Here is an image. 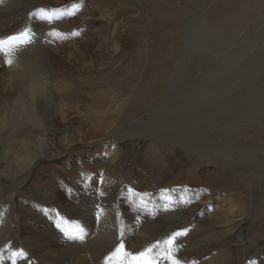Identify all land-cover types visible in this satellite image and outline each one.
Returning a JSON list of instances; mask_svg holds the SVG:
<instances>
[{
    "label": "rangeland",
    "instance_id": "obj_1",
    "mask_svg": "<svg viewBox=\"0 0 264 264\" xmlns=\"http://www.w3.org/2000/svg\"><path fill=\"white\" fill-rule=\"evenodd\" d=\"M4 2L0 0V31L14 35L29 29L27 56L65 81L64 88H55L53 81L46 88L50 98L41 107L50 110L49 132L76 127L92 140L74 138L63 158L34 167L16 188L15 203L5 199L17 213V226L24 227L12 236L21 234L30 257L18 258V264H62L64 258H74L77 245L58 247L70 242L55 227L58 217L69 220V228L75 221L83 229L84 245L78 250L88 264H104L121 240L127 251L141 252L186 226L189 231L178 238L175 250L186 253L190 264H264V0ZM5 52L0 53V73L20 84L8 68L1 71ZM170 88L166 103L150 120L138 129L124 128L159 107ZM6 89L0 91L3 98H13L14 88ZM13 109L0 101L5 121L17 124ZM22 122L0 130H8V155L33 129L29 120ZM119 128L125 130L113 148L101 144ZM3 167L0 161V187L5 189L15 179ZM213 202L223 207L213 209ZM212 209L214 214H206ZM102 220L109 223L110 239L105 256L96 261L88 256L93 249L104 251L92 234ZM201 223L206 229L199 228ZM136 226L147 228L148 235H132ZM163 233L164 241L158 237ZM5 243L1 254L9 262L12 250L20 248L14 239ZM224 250L226 260L214 254Z\"/></svg>",
    "mask_w": 264,
    "mask_h": 264
},
{
    "label": "bare ground",
    "instance_id": "obj_2",
    "mask_svg": "<svg viewBox=\"0 0 264 264\" xmlns=\"http://www.w3.org/2000/svg\"><path fill=\"white\" fill-rule=\"evenodd\" d=\"M4 2V0H3ZM14 2V0H13ZM6 3V1L4 2ZM13 6V5H12ZM49 6V5H48ZM2 10V9H1ZM12 19V18H11ZM13 22V21H12ZM8 23V22H7ZM5 25V24H4ZM8 26V25H7ZM6 32H8V29L2 30L0 31V39L5 38L6 36H9ZM10 33V32H9ZM7 34V35H6ZM4 36V37H3ZM23 46V47H22ZM22 46H13L11 49L5 47L4 51L6 50V52L3 54L4 62L7 60H11L12 63L10 65H3V68L1 71H3L5 68L7 70V68L11 71V74L14 73L16 74V76H18L20 78V84L13 82V80H10L9 76L6 77L4 72L0 73V91L3 90H7L6 88H11L15 90V96H13V98L10 99H4L3 96L4 94L0 93V101L1 102H5L7 105H11L15 110H16V116H17V124H12L10 121H5V116L1 113L0 110V130L1 129H5L6 127L10 126L11 130L13 128H17L18 125L23 124L22 120L28 121L31 124V126L33 127V129L29 132H26L22 139L19 140V144H16V149L11 151L10 155L7 154L6 152V133H7V129L6 131L2 130V132H0V161H2L3 163V168L5 171L10 172V174L12 175V177H14L15 182L11 183L10 182V187L8 188H1L0 187V247L3 246V243L9 241V240H15L19 246L20 249H23L25 251V253H29L27 252V250L25 249L24 245H23V240L21 237V234L17 231V235H15L14 237L13 235V231H15V229H19V231L21 230L24 231V227H18L17 226V222L19 223V221L16 220L17 213L15 212L14 208L9 209V205L7 204L8 202L5 201V199L7 200H11L15 203V199H16V188L21 187L22 185H24L27 180L29 179V177L31 176L32 170L34 169V167L40 163L41 161L43 162V160L46 159H52L53 157H59L61 158L64 154V152L70 148L69 144L73 142L74 138L80 139L83 142H87V141H92L90 134L87 131L84 130H80L79 128L76 129L75 128H68V127H64L65 130L63 131V133L59 132V133H54L51 134L49 132V128L48 126L51 124L52 121L49 120V116H50V110H48L46 107H41V104L43 102H47V100H49L47 95L45 96L46 93V88L49 86V83H51V81H53L56 85L54 86L55 88L58 86V88L61 87H66L65 81H60L57 80V74L54 73L50 68L47 70H44L42 68H40L39 66H37L35 64V58L31 57V56H27V50L28 48L24 47V45ZM25 49V50H24ZM2 51H0L1 53ZM32 52V51H31ZM3 61V60H2ZM45 62V61H44ZM50 63V62H49ZM53 64V62L51 63ZM40 65V64H39ZM48 65V64H47ZM50 65V64H49ZM55 67V66H54ZM8 71V70H7ZM59 74V73H58ZM16 79V77H15ZM47 79H49V81H47ZM67 83V82H66ZM64 85V86H63ZM69 85V84H68ZM70 86V85H69ZM66 90V89H65ZM68 90V89H67ZM10 91V90H9ZM8 91V92H9ZM71 91V90H70ZM75 91V90H74ZM171 92V88L168 90V92L166 93V96L163 98L162 103H160V106L155 107L151 110V112H149L146 116L144 117H139L138 119H136L134 122H132L131 124L124 126L125 129H138L137 126H140L141 124H144L145 121H147V118L149 119V117L151 115H153V113L155 114L159 109H161L165 103L167 98L170 96ZM14 93V92H13ZM72 96V93H70ZM75 94V93H74ZM11 95V94H10ZM64 95H67V92L64 93ZM69 95V94H68ZM70 96V97H71ZM3 98V99H2ZM69 98V97H68ZM47 99V100H46ZM52 99V98H51ZM53 100V99H52ZM59 100V99H58ZM51 101V100H50ZM70 102L74 105L73 102H75V100L72 102L70 100ZM62 103V102H61ZM5 106V105H4ZM54 107V106H53ZM62 107V106H61ZM66 107V105H65ZM8 108V107H6ZM26 108V109H25ZM9 109V108H8ZM13 109V110H14ZM65 109V108H64ZM73 109V108H72ZM61 110V109H59ZM7 111V110H6ZM11 111V110H10ZM64 111V110H62ZM76 111V110H75ZM5 112V111H4ZM24 112L26 114H24ZM53 112V111H52ZM68 112V111H67ZM66 112V113H67ZM58 113V112H56ZM63 113V112H62ZM65 113V112H64ZM65 113V114H66ZM160 113V112H159ZM27 116V117H26ZM62 117V116H61ZM64 117V116H63ZM9 118V116H8ZM56 117H54L55 119ZM65 118V117H64ZM150 120V119H149ZM57 123V120H55ZM80 121V120H79ZM55 123V124H56ZM57 126V125H56ZM78 126V125H77ZM60 128V126H59ZM124 128H119L116 129L114 131V133L112 134V137L109 138V140H102L103 142L101 144L104 143H108V145H111V147H109V149L113 148L112 145H114L118 140H121V138H119V134L120 132H122V130H125ZM143 128V127H141ZM174 129V128H173ZM26 130V129H25ZM62 130V128H61ZM53 132V131H52ZM134 132V131H133ZM133 133H130V135H132ZM139 135V134H137ZM169 135V134H168ZM121 137V136H120ZM125 138V135L123 136ZM128 138V137H127ZM131 138V136L129 137ZM175 139V138H173ZM60 141V142H59ZM78 141V140H77ZM80 142V141H79ZM83 142H81L83 144ZM8 143V142H7ZM16 143V142H15ZM97 143V142H96ZM75 145V144H74ZM77 145V144H76ZM94 145V144H93ZM105 145V144H104ZM181 145V144H180ZM73 147V146H72ZM93 148V147H92ZM11 149V148H9ZM63 158V157H62ZM108 158V157H107ZM60 163V162H59ZM5 174V172H4ZM10 175V176H11ZM2 176V175H1ZM6 176V175H5ZM9 176V175H8ZM2 178V177H1ZM5 178V177H4ZM10 178V177H9ZM6 181V180H5ZM9 181V180H8ZM1 182V181H0ZM7 182V181H6ZM6 187V185H5ZM3 190V191H2ZM43 192L44 189H41ZM2 191V192H1ZM94 192V191H93ZM47 193V192H46ZM117 193V192H116ZM75 194V193H74ZM87 194V193H86ZM84 194V195H86ZM165 194V193H163ZM191 194V193H190ZM160 195V194H159ZM115 196V195H114ZM191 196V195H190ZM199 197V196H198ZM43 198V197H42ZM82 198V197H81ZM114 198V197H113ZM174 198V197H173ZM205 198V197H204ZM178 202L182 201L180 198L176 199ZM30 201V200H29ZM107 201V200H106ZM214 201V200H213ZM223 202V201H222ZM21 203V202H20ZM28 203V202H27ZM30 203V202H29ZM31 204V203H30ZM33 204V203H32ZM204 204V203H203ZM26 205V203H25ZM29 205V204H27ZM26 205V206H27ZM92 205V204H91ZM213 209H221L223 206L220 204H215L213 202ZM34 205H32L33 207ZM40 206V205H39ZM115 206V205H113ZM124 206V205H123ZM135 206V205H134ZM83 207V206H82ZM125 207V206H124ZM128 207V206H127ZM144 207L146 208V205H144ZM179 207V206H178ZM234 207V206H233ZM233 207L231 206L230 209L231 211L233 210ZM30 208V207H28ZM70 208V207H69ZM84 208V207H83ZM102 208V207H101ZM114 208V207H113ZM112 208V209H113ZM174 208V207H173ZM202 208V207H201ZM34 209V208H33ZM88 209V208H87ZM96 209V208H95ZM110 209V210H112ZM133 209V208H131ZM196 209V208H195ZM208 210L206 212L209 214H214L215 210ZM32 210V209H29ZM46 210V209H45ZM82 210V209H81ZM84 210V209H83ZM90 210V209H89ZM141 210V209H140ZM143 210V209H142ZM169 210V209H168ZM193 210V209H192ZM26 211V210H24ZM28 211V210H27ZM38 211V210H37ZM88 211V210H87ZM93 211V209H92ZM104 211V210H102ZM138 211V210H137ZM162 211V210H161ZM202 210H199V212ZM43 211L42 209L38 212L39 214H41ZM90 212V211H89ZM95 212V211H94ZM100 212V211H99ZM149 212V211H148ZM174 212V211H173ZM191 212V211H189ZM24 213V212H23ZM37 213V212H36ZM67 213V212H66ZM106 213V212H105ZM130 213V212H127ZM143 213V212H142ZM141 213V214H142ZM171 213V212H170ZM182 213V212H181ZM147 214V213H146ZM188 214V213H187ZM24 215V214H23ZM100 215V214H99ZM143 215V214H142ZM203 215V214H202ZM103 216V214H102ZM107 216V214L105 215ZM104 216V217H105ZM124 216V215H123ZM126 216V215H125ZM124 216V217H125ZM148 216V215H147ZM186 217V214L184 215ZM20 217V216H19ZM45 217V216H44ZM48 217V216H47ZM135 217V216H134ZM144 217V216H143ZM30 218V217H29ZM43 219V218H42ZM48 219V218H47ZM94 219V218H93ZM101 219V217H100ZM104 220L107 218H103ZM116 218L112 215L111 217V221L110 222V228L112 227L113 229L116 227ZM126 219V218H125ZM21 220V219H20ZM23 220V221H22ZM21 220V224L23 225L24 223V219L22 218ZM84 220V219H83ZM135 220V219H133ZM140 220V218H139ZM142 220V219H141ZM45 221V220H44ZM48 221V220H47ZM46 221V222H47ZM87 221V220H86ZM152 221V220H151ZM83 222V221H82ZM131 222V221H130ZM129 222V223H130ZM201 222V221H200ZM52 223V222H51ZM80 223V222H79ZM86 223V222H85ZM97 224V223H96ZM122 224V223H121ZM133 224V223H132ZM135 224V223H134ZM203 224V225H201ZM200 224V229L202 230L203 228H205L206 224L205 223H201ZM28 225V224H27ZM31 225V224H30ZM91 225V223H90ZM128 225V224H126ZM137 225V224H135ZM141 225V224H140ZM21 226V225H20ZM54 226V225H53ZM147 226V225H145ZM196 226V225H195ZM34 227V226H33ZM82 227V226H81ZM41 228V227H40ZM108 228H109V223L105 222L102 220V222H100V224L98 225V227L96 229H94V231H92L94 234L93 236L97 239V245H100V249H103L104 251H100V250H92L91 255H89L88 257H92V259H94V257L96 258L95 260L97 261L99 258L102 259V256H105V249L108 246L107 243L105 241H109L110 237L107 236L108 233ZM146 228V227H145ZM187 228V226H186ZM229 228V227H228ZM36 229V228H35ZM46 229V228H45ZM44 229V230H45ZM199 229V230H200ZM206 229V228H205ZM89 230V229H88ZM91 230V229H90ZM121 230V229H120ZM126 230V229H125ZM27 231V230H26ZM35 232V231H34ZM91 232V231H90ZM118 232V231H117ZM130 232V231H129ZM132 235L133 233H137L139 236L141 235H148V230L147 228H141L139 226H136V228H132ZM220 232V231H219ZM24 233V232H23ZM87 233V232H86ZM119 233V232H118ZM121 233V232H120ZM126 233V232H125ZM155 233V232H154ZM168 233V232H167ZM218 233V232H217ZM26 234V233H25ZM50 234V233H49ZM59 234V233H58ZM82 234V233H81ZM109 234V233H108ZM131 234V233H130ZM129 234V235H130ZM156 234V233H155ZM205 234V233H204ZM52 235V234H51ZM54 235V234H53ZM120 235V234H119ZM221 235V234H220ZM56 236V235H55ZM117 236V235H116ZM126 236V235H125ZM130 237V236H128ZM145 237V236H144ZM160 237V239H162L163 241L166 238V233L158 236ZM206 237V236H205ZM211 237V235H210ZM208 237V238H210ZM47 239V236L44 237ZM59 238V237H58ZM109 238V239H107ZM122 238V237H121ZM127 238V237H126ZM125 238V239H126ZM131 238V237H130ZM141 238H143L141 236ZM217 238V237H215ZM55 239V238H54ZM128 239V238H127ZM133 239V238H131ZM136 239V238H135ZM84 240V239H83ZM82 240V241H83ZM130 240V239H129ZM144 240V239H143ZM155 240V239H154ZM219 240V239H218ZM42 241V240H41ZM51 241V240H50ZM69 241V240H68ZM81 240H76V241H70L67 243H62L61 245H59L58 247H66L68 246V248H70V246H74L77 245V251L74 255V258L69 255V251L67 252V255H69V257L71 256V260L69 258H64L62 264H69V263H74L76 264V262L82 261L81 264H88V260H86V256L83 254H80L79 252L80 249L79 245L83 244ZM48 242V240H47ZM55 242V241H54ZM111 242V240H110ZM133 242V241H132ZM160 242V241H159ZM150 243V242H149ZM155 243V242H154ZM164 243V242H163ZM163 243H161V245L159 244L157 247H155L153 249V256L155 257L157 254H160V259L157 260V264H171L170 261H168L166 258L163 257V252L166 250V245H165V249L162 250V245ZM6 244V243H5ZM9 245V243H7ZM93 244V243H92ZM153 244V243H150ZM201 244V243H200ZM37 245V244H35ZM42 245V244H40ZM45 245V244H44ZM49 245V244H48ZM128 245H129V241H128ZM38 246V245H37ZM47 246V245H46ZM90 246V245H88ZM96 246V245H95ZM113 246V245H112ZM177 246V245H176ZM235 246V245H234ZM5 247V246H4ZM48 247V246H47ZM50 247V246H49ZM92 248V246H90ZM98 247V246H97ZM236 247V246H235ZM46 248V247H45ZM82 248V247H81ZM84 248V247H83ZM7 248L5 247L4 250H6ZM88 249V248H87ZM177 249V248H176ZM180 249V247H179ZM178 249V250H179ZM188 249V246H187ZM221 249V248H220ZM233 249V248H232ZM236 249V248H235ZM3 250V251H4ZM34 250V249H33ZM50 250V249H49ZM58 250V248H57ZM56 250V251H57ZM66 250V249H65ZM69 250V249H68ZM73 250V247H72ZM113 250V249H112ZM175 247L173 248V253L174 254H179V257H183L184 259H182L181 264H190L191 262L188 261V259H186L184 257V255H186V253H182V251H177L175 250ZM13 251V250H12ZM48 251V250H47ZM90 251V249H89ZM96 251V252H95ZM129 251V250H128ZM10 252V251H9ZM35 252V251H34ZM53 252V251H51ZM62 252V251H61ZM95 252V254H94ZM135 252V250H134ZM234 252V251H233ZM232 252V253H233ZM247 252V251H246ZM5 253V252H4ZM71 253V251H70ZM87 253V252H86ZM231 253V252H230ZM64 254V252H63ZM215 255L222 256V258L224 260H226L227 257V250H224V252H219V253H214ZM254 254V253H253ZM0 255L4 254L0 252ZM55 255V254H54ZM59 255V254H58ZM56 255V256H58ZM65 255V254H64ZM63 255V256H64ZM66 255V256H67ZM248 255V254H247ZM48 256V255H47ZM254 256V255H253ZM34 257V256H33ZM61 257V256H60ZM58 257V259L60 258ZM230 257V256H229ZM249 257V256H248ZM251 257V256H250ZM257 257V255H256ZM255 257V260H256ZM53 258V257H52ZM55 258V257H54ZM62 258V257H61ZM191 258V257H190ZM189 258V259H190ZM212 257H209L210 261H212L211 259ZM222 258L219 260L221 261ZM30 257L27 254V259L29 260ZM44 259V258H43ZM51 259V257H50ZM57 259V260H58ZM60 260V259H59ZM94 260V261H95ZM263 260V259H262ZM42 261V260H41ZM47 261V260H46ZM49 261V260H48ZM51 261V260H50ZM90 261V260H89ZM92 261V260H91ZM250 261V260H249ZM252 261V259H251ZM33 262V261H32ZM54 262V260H53ZM218 262V261H217ZM19 263V262H18ZM52 263V262H51ZM49 262H46L45 264H51ZM92 263V262H91ZM208 263V262H207ZM210 263V262H209ZM221 263V262H219ZM0 264H10V261L7 262L6 259H4L2 262H0ZM95 264H99V262L95 263ZM103 264V263H102ZM195 264H201L200 262H197ZM212 264V263H211ZM235 264V263H234Z\"/></svg>",
    "mask_w": 264,
    "mask_h": 264
},
{
    "label": "snow or ice",
    "instance_id": "obj_3",
    "mask_svg": "<svg viewBox=\"0 0 264 264\" xmlns=\"http://www.w3.org/2000/svg\"><path fill=\"white\" fill-rule=\"evenodd\" d=\"M43 13L44 9H40ZM46 19L51 20L50 16L44 17ZM59 36L60 33H54ZM73 35H78V33H73ZM32 40V36L30 35L29 29L25 28L23 31L18 32L14 35L6 36L3 39H0V51L4 50L5 47L11 49L13 46H22L30 43ZM12 63L11 60L5 61V65H10ZM97 209H100V205H96ZM165 211L168 210V205H165ZM76 225L75 227L69 228L66 225L69 224V220L64 217H58L55 222V227L64 235L66 239L69 241L83 240L84 236L81 234L83 229L76 224L75 221L71 222ZM188 228H183L181 230H177L171 233L168 238L164 241L166 245V250L163 252V257L166 258L171 264H181V261L176 258L173 253V248L176 247V242L178 238L186 236L188 233ZM123 236V233H121ZM157 244H154L148 248H145L141 252H130L125 249V244L123 240L116 246V248L110 252L107 256L104 257V264H157V260L160 259V254H157L155 257L153 256V249L157 247ZM7 247V245H5ZM0 252H3V249H0ZM18 258L22 260L27 259V254L23 249L14 250L11 252L8 259L10 260V264H18ZM5 259L3 255H0V262ZM28 264H31L29 261Z\"/></svg>",
    "mask_w": 264,
    "mask_h": 264
}]
</instances>
